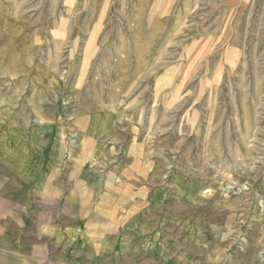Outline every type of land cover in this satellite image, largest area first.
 Instances as JSON below:
<instances>
[{
    "label": "rangeland",
    "instance_id": "374dc122",
    "mask_svg": "<svg viewBox=\"0 0 264 264\" xmlns=\"http://www.w3.org/2000/svg\"><path fill=\"white\" fill-rule=\"evenodd\" d=\"M0 146L39 205L159 215L133 264H264V0H0Z\"/></svg>",
    "mask_w": 264,
    "mask_h": 264
},
{
    "label": "crops",
    "instance_id": "0c3cea01",
    "mask_svg": "<svg viewBox=\"0 0 264 264\" xmlns=\"http://www.w3.org/2000/svg\"><path fill=\"white\" fill-rule=\"evenodd\" d=\"M5 154V147L0 146V156ZM43 170L44 166L31 167L23 171L27 177L21 181L16 178L21 171L0 165V189L11 191L14 204H22L19 197L21 190H26L28 207H36V211H17L12 218L0 219V264H133L142 261L143 254L148 259L154 257L159 246H164L159 215L153 212L122 214L111 207L102 212L92 205L91 197L71 194L62 204L58 198L45 197L39 205L42 195L33 196L32 183H39ZM42 177L40 181L48 183L46 174ZM7 178L13 187L6 185ZM58 205L62 206L59 210ZM71 205L77 210L71 211Z\"/></svg>",
    "mask_w": 264,
    "mask_h": 264
},
{
    "label": "bare ground",
    "instance_id": "6f19581e",
    "mask_svg": "<svg viewBox=\"0 0 264 264\" xmlns=\"http://www.w3.org/2000/svg\"><path fill=\"white\" fill-rule=\"evenodd\" d=\"M100 121V120H99ZM104 124V123H103ZM31 165V164H30ZM13 171H15V170H13ZM191 186V185H190ZM194 186H192L191 188H193Z\"/></svg>",
    "mask_w": 264,
    "mask_h": 264
}]
</instances>
